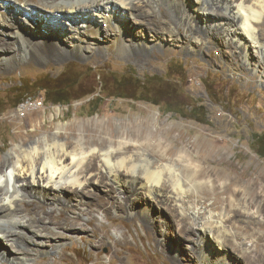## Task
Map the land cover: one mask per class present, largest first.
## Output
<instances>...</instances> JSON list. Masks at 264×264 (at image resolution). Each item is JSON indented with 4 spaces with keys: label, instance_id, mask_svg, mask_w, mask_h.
<instances>
[{
    "label": "bare ground",
    "instance_id": "1",
    "mask_svg": "<svg viewBox=\"0 0 264 264\" xmlns=\"http://www.w3.org/2000/svg\"><path fill=\"white\" fill-rule=\"evenodd\" d=\"M9 1L21 10L51 11L54 20L46 17L47 24H54L55 28L58 26L57 30L61 29V32L65 24L57 18V13L64 15L71 23V33L65 27L63 30L67 33L62 35L59 31V35L56 29L46 26L43 19L45 23L40 21V24H44L45 30H52L54 36L40 32L42 28L37 29L36 36L34 28L40 26L29 23V29L25 25L21 28V23H28L22 11L18 12L12 7L13 4L0 0V46H3V38L10 37V45L16 50V53L9 52L10 46H7L4 51L6 55L0 51V61L3 62L0 65L10 66L18 55L29 59L45 57L59 60L70 55L85 57L97 51L135 58L148 57L160 48L158 46L165 39L159 35L160 29L152 27L151 14L156 8L166 5L171 15L166 22L171 25L168 28L170 35L173 36L174 25L187 26L188 33L183 41L188 48L200 51L205 43L204 38H207L210 42L217 41L222 45V50L228 51V47H234V52L238 51L242 56L241 65L244 67L256 69L251 59L264 66V0ZM101 23L106 25L105 30ZM134 28L137 31L132 32ZM26 30L32 33L24 34ZM100 37H103V42ZM64 39L72 41L71 48L65 47L67 42ZM109 122L107 118L88 120V125L93 126L92 131L100 132L99 137L85 140V135L79 134L72 142L62 138L59 124L55 132L14 146L0 160V240L2 238L15 248V253L10 254L9 250L0 247V264H36L38 253H59L64 243L60 239V231L83 230V227L76 225L78 221L94 210L102 214L111 211L113 197L124 207L134 205L139 199L137 203L140 206L136 211L145 217L144 227L147 230L158 228L154 220L156 212L167 214L170 211V214H174L173 210L179 211L181 207L179 214L183 221L187 218V212L191 215V227H181L185 238L191 232H196L197 249L192 254L198 257L199 264H230L232 254L221 244V238L227 235L223 228L228 217L225 218L222 212L215 213L212 209L197 205L182 207L183 197L213 192L218 182L223 191L230 195L244 189L251 194V198H257L256 188L261 183L260 179L244 181L242 174L233 177L214 166L216 164L213 165L210 158L216 155L224 158L227 152L222 141L199 137L194 142L177 146L171 144L170 133L173 129L165 132L161 122L153 119L120 121L115 131L108 126ZM88 125H84V131L89 129ZM161 132L168 133L164 137ZM209 161L212 167L207 165ZM93 189H100L102 195L96 194ZM236 202L238 207L247 211L251 201L241 197ZM27 203L42 211L31 216L26 208ZM122 204L117 205L119 210H123ZM171 204H175L177 209ZM45 208L52 210L46 211ZM259 208L264 210V200ZM72 210L76 212L72 213ZM67 211H72L71 218L64 215ZM46 218L49 222H45ZM207 233H213L218 246L207 241ZM156 242L161 247L158 239ZM175 250L174 253L177 248ZM64 260L70 263L69 259Z\"/></svg>",
    "mask_w": 264,
    "mask_h": 264
},
{
    "label": "rangeland",
    "instance_id": "2",
    "mask_svg": "<svg viewBox=\"0 0 264 264\" xmlns=\"http://www.w3.org/2000/svg\"><path fill=\"white\" fill-rule=\"evenodd\" d=\"M5 1L13 4L11 6L18 12L22 11L27 18L28 23H21V28L29 29L30 23L40 26L34 28L36 31L42 28L40 32L54 36L52 30L47 31L48 29L43 28L46 17L50 18V21L54 20L51 11L43 9V13L38 9L32 10L33 12L27 9L21 10L13 2ZM57 16L59 20H63L65 27L71 33V23L63 17L64 15L57 13ZM169 18L171 19V15L166 5L156 8L151 14L152 27L160 29L159 35L165 39L158 46L160 48L148 57L135 58L115 52L103 54L97 51L85 57L70 55L59 60L45 57L29 59L18 55L10 66L0 65V160L4 159L14 146L22 145L24 141L29 143L30 140L55 132L59 124L63 139L68 138V141L72 142L79 134H84L85 140H96L100 132L92 131L93 126H89L87 121L91 122L100 118L109 119L108 126L114 131L118 129L116 124L120 121L128 122L137 119L151 121L153 119L161 122L165 132L173 129L170 133L171 144L177 146L194 142L199 137L222 141L227 152L224 158L218 155L211 157L213 165L215 163L214 166L220 167L224 173L228 172L233 177L242 174L244 181L260 179L261 183L256 188L257 198H251V194L244 189L236 195H230L223 191L217 182L213 192L184 196L182 207L197 205L212 209L215 213L222 212L226 215L225 218L228 217L223 228L227 235L221 238V244L232 254L230 264H264V210L259 208L264 200V157L256 152V143L252 142L253 133L264 134V66L261 62L257 63L251 59L256 69H252L251 66L244 67L241 65L242 56L238 51L234 52V47H228V51L222 50V45L217 41L210 42L207 38H204L205 43L202 44L200 51L196 50L197 48H193V51L183 41L187 26L174 25L175 30L173 29L171 33L173 36H171L168 30L171 25L166 23ZM40 21L43 23L40 24ZM46 26L56 29L59 35L67 33L63 30L65 27L61 32V29L57 30L59 27L55 28L54 24L49 23ZM101 26L104 30L106 29L104 23H101ZM130 27H133L132 24ZM257 27L261 28V26ZM135 31H137L135 28L132 29V32ZM25 32L32 33L27 30L23 33L26 34ZM36 33L37 36L38 31ZM47 35L40 34L46 39ZM103 37H100L101 42ZM151 40L149 42L153 43ZM10 41L12 42L10 37L2 39L1 54L6 55L4 51L7 46H10L9 52L16 53ZM64 42H67L65 47H72V41L64 39ZM250 51L256 54L255 51ZM253 56L256 58V55ZM2 63L0 61V64ZM132 73L140 78L146 77L150 85L161 88L164 100H160L159 104L148 100H137L138 93H135L133 98L113 96L112 86L133 77ZM58 75L68 76L69 80L76 83L70 85L71 87H68L64 94L68 98H80L73 101L69 108L67 105H52L45 98L44 92L38 91L37 82L39 83L43 76ZM89 91H93L90 96L87 95ZM153 93L154 91L147 87V92L141 95L151 99ZM166 100L172 102L171 106L180 110L179 113L169 111ZM17 101L22 102L17 103ZM197 105L199 108H196V111L206 113V123L186 116L189 106L197 107ZM71 123H74L73 126L70 125ZM84 125H88L89 129L84 131ZM104 126L108 128L107 125ZM161 133L165 137L168 132ZM210 163L211 161L207 165L212 167ZM93 191L102 195L100 189H93ZM241 197L251 201L247 211L236 204V199ZM112 200L114 206L108 213L102 214L101 211L94 210L78 221L76 225L83 227V230L62 229L60 239L64 240V243L61 251L38 253L35 263L199 264L198 257L192 254L197 249L196 232H191L188 238H185L182 232L181 226L191 227V215L187 211V214L184 212L187 217L185 221L179 214L181 207L178 208L179 211L173 210L174 214H170V211L167 214L156 212L154 220L158 223V228L147 230L144 227L145 217L136 211L140 206L137 203L139 199H136V203L130 207H124L122 203L118 204L115 197ZM120 204L123 210L118 209ZM171 205L177 209L175 204ZM26 208L31 212V216L42 211L34 208L31 203H27ZM72 211H67L64 215L71 218V212H76ZM56 213L57 211L54 214ZM45 222H49L48 218ZM206 237L209 238L207 241L211 242V245L218 246L213 233H207ZM157 239L161 242V247L156 242ZM0 247L3 250H9L10 254L15 253L14 246L6 243L2 238ZM176 248L177 252L174 253ZM170 253L174 255L171 256ZM61 257L69 259L70 263ZM234 258H237L239 262Z\"/></svg>",
    "mask_w": 264,
    "mask_h": 264
},
{
    "label": "trees",
    "instance_id": "3",
    "mask_svg": "<svg viewBox=\"0 0 264 264\" xmlns=\"http://www.w3.org/2000/svg\"><path fill=\"white\" fill-rule=\"evenodd\" d=\"M92 68V67H91ZM133 77L127 79L126 81L118 82L116 83L113 87V96L117 97H123V98H133L135 93H138V98L137 100H148L149 102H152L154 104H159L160 100H164L162 95L163 91L161 88L154 87L148 83L147 78H140L138 77L135 73H132ZM62 78V79H60ZM35 83V81H33ZM76 84L72 80H69L68 76L63 77V76H56V77H50V76H43L40 80L39 83L37 82V88L38 91H43L45 98L50 101L52 105H67L68 108L72 104L73 101H76L80 98H68L64 94L67 91L66 89L68 87H71L70 85ZM100 86H102V83H100ZM147 87L150 88L151 90L154 91L153 93V98H148V97H142L145 92H147ZM93 91L88 92V96L92 95ZM22 102V101H17V103ZM173 103L172 102H167L166 100V106L168 107L169 111L177 112L179 113V110L171 106ZM1 107V104H0ZM199 108V105L197 107L195 106H189V109L187 111L186 116L199 121L206 123V113L203 114L200 111H196ZM202 114V115H201ZM252 142H255L256 145V152L264 157V134H257L253 133L252 134Z\"/></svg>",
    "mask_w": 264,
    "mask_h": 264
}]
</instances>
